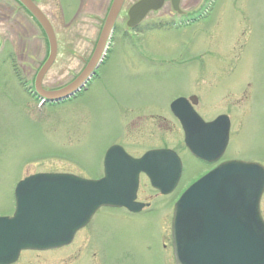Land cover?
I'll list each match as a JSON object with an SVG mask.
<instances>
[{
  "label": "rangeland",
  "instance_id": "obj_1",
  "mask_svg": "<svg viewBox=\"0 0 264 264\" xmlns=\"http://www.w3.org/2000/svg\"><path fill=\"white\" fill-rule=\"evenodd\" d=\"M113 1H43L60 42L46 85L65 86L82 73ZM137 1L127 0L125 11ZM190 1L194 3L185 0V5L192 19L206 17L188 28H144L126 36L123 24L99 76L61 104L42 106L25 91L14 73L10 44L0 42L1 49L6 46L0 53V216L13 214L15 189L30 175L101 177L104 154L113 145L133 157L157 148L178 152L185 165V190L207 169L187 153L183 130L171 114L178 97L197 96L196 110L205 120L230 117L224 160L264 167V0ZM148 19L180 21L169 5ZM19 23L11 38L26 63L19 64L38 69L49 55L44 33L35 22ZM139 199L152 201L151 214L136 219L101 209L74 245L46 253L25 251L15 264H175L161 246L170 244L176 197L159 196L142 177ZM261 211L264 216V194Z\"/></svg>",
  "mask_w": 264,
  "mask_h": 264
},
{
  "label": "water",
  "instance_id": "obj_2",
  "mask_svg": "<svg viewBox=\"0 0 264 264\" xmlns=\"http://www.w3.org/2000/svg\"><path fill=\"white\" fill-rule=\"evenodd\" d=\"M35 16L51 43L48 62L36 87L43 103H60L86 87L102 62L116 20L125 0H114L97 49L80 76L54 92L41 82L57 54V43L48 19L30 0H20ZM163 0H141L129 11V27L139 25ZM176 8V6H175ZM197 104V98H191ZM186 132V145L198 158L219 159L229 143L230 119L219 117L206 124L179 98L171 105ZM105 175L86 180L71 174H36L21 181L15 190L16 210L0 217V264H12L24 250H48L69 244L102 207H127L135 202L139 175L145 173L162 194L172 193L181 176V161L171 150H153L142 158L128 155L121 146L105 156ZM264 193V167L256 163L227 162L188 188L175 206L172 232L176 264H264V221L260 201Z\"/></svg>",
  "mask_w": 264,
  "mask_h": 264
},
{
  "label": "flooded vegetation",
  "instance_id": "obj_3",
  "mask_svg": "<svg viewBox=\"0 0 264 264\" xmlns=\"http://www.w3.org/2000/svg\"><path fill=\"white\" fill-rule=\"evenodd\" d=\"M30 1L32 2V4L34 6L39 7V9L49 19L50 23L52 24V26H53V28L55 30V35L57 37V42H56L57 43V54H56V57H55V60H54L53 64L51 65V67L49 68L47 73L45 74L41 86H42V88L44 90H47V91L59 90L61 88H64L65 86L69 85L71 82L68 83L67 85L61 86V87H50V86L46 85V83H45L47 78H48V76H49V74H50V72L52 71V69L54 68V66H55V64L57 62V60L59 58V55H60L59 54L60 53V42H59V39H58V33H57V30H56V26H55V23H54L52 17L46 12L45 8L43 7V4H44L43 1L44 0H30ZM191 2L192 1L187 0V3H190V5H192V3H194V2H192V3ZM178 3H179L180 12H175V10L173 8V0H165L164 8L167 5H169L170 8H171L172 13L180 18V21H178L179 23H175L176 22L175 19L174 20H170V21L169 20H163V19H160V20L156 21V20L153 19V21L150 22L149 19H148L149 18V16H148V18L141 25L136 27V29L143 31L144 28L151 29L153 27H157V26H160V25H163V26H166V25L168 26L169 25L168 29H174V28L178 29V28H184V27L190 26L191 23H193V22H195V21H197L199 19H203L202 18L203 16L199 17L198 19H192V13L188 12L187 9H186L185 0H178ZM14 4H17L18 6L17 5L15 6ZM124 12H125V14H123ZM124 12L120 16L119 21L117 22V24L115 26L114 34L117 33V32H120V29H122V25L123 24H125L124 25L125 28H123L124 29V32H123L124 35H127L128 32H129V30L126 27L128 9L126 11H124ZM158 12H160V11H158ZM158 12H153L151 14H156ZM20 19L27 21V23H29L30 25H32V22H35L39 26L40 30L43 31L44 36H45L44 37V41L49 46V55H48V57L42 63V65H40L39 68L38 69L36 68L35 70L31 69V68H28L26 65L23 68L19 64V63H21V64L25 63L24 61L22 62V56L23 55L19 56L18 55L19 53L15 52L16 49H15L14 43L11 40V38L13 37V34H15L16 29H18V26L21 25V23H19ZM120 23H121V26H120ZM11 27H13V29ZM1 30L2 31L4 30V31L1 33L2 40L0 39V42L2 41L1 43L4 44V45L5 44H10V47H11L10 52H12V54H10L9 56L13 60V67H14L15 76L19 79L20 83L22 84V87L25 89V91L29 95L38 98L39 95H38V91H37V88H36V82L35 81H36V78H37L40 70L42 69L44 64L47 62V60H48V58L50 57V54H51V43H50L45 31L43 30L41 25L38 23L36 18L31 14V12L19 0H0V31ZM41 41L44 42L42 39H41ZM1 43H0V47L2 46ZM96 45H95V47H94V49L92 51L91 57L93 56V54L95 52ZM5 47H4V49H5ZM4 49L0 48V53H2ZM16 54H17V56H16ZM91 57H90V59H91ZM90 59L88 60V62L90 61ZM214 119L206 120V121L210 122V121H213ZM190 156L192 157V155H190ZM192 158L198 162L199 166H203L204 168L207 169L206 172H204L203 174L199 173L201 176H203L207 172L211 171L212 169H214L216 166H218L220 163H222L224 161V158H221V159H219L216 162L209 163V162H206V161H199V160L195 159L194 157H192ZM183 165H184V163H183ZM184 168H185V165H184ZM183 177H184V174H183ZM183 180H184V178L179 183V186L177 188L178 192L183 191V185H184ZM156 193L159 196H161L158 192H156ZM139 196H140V190H139V193H138V202L144 204L145 207H143L139 212H132V211H130L128 209H125V208H121V209L110 208V209L122 212V213H124V216H128V217H131V218H136V219L141 218L144 215L151 214L153 212L152 201H140ZM92 223H93V221H91L84 229L79 231L77 233V235L75 236L74 241L69 246L74 245L77 242L78 235L83 230H85L88 227H90ZM169 241H170L169 245H167L166 243H162L161 247H162V250H163L164 253H165V251H167L168 255L172 254V258H173V261H174L173 245H172L171 236H170V240ZM69 246L61 248V249H58L57 251L65 249V248H68ZM83 261L84 260H82L81 262H83Z\"/></svg>",
  "mask_w": 264,
  "mask_h": 264
}]
</instances>
